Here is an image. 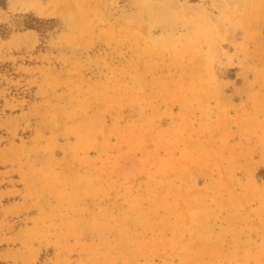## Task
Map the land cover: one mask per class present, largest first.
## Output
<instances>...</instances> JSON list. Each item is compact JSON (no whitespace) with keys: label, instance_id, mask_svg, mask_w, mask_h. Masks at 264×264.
I'll return each mask as SVG.
<instances>
[{"label":"rangeland","instance_id":"rangeland-1","mask_svg":"<svg viewBox=\"0 0 264 264\" xmlns=\"http://www.w3.org/2000/svg\"><path fill=\"white\" fill-rule=\"evenodd\" d=\"M0 2V264H264V0Z\"/></svg>","mask_w":264,"mask_h":264},{"label":"trees","instance_id":"trees-1","mask_svg":"<svg viewBox=\"0 0 264 264\" xmlns=\"http://www.w3.org/2000/svg\"><path fill=\"white\" fill-rule=\"evenodd\" d=\"M189 1H196V0H189ZM0 6L4 8V5L0 2ZM17 17L19 18V27L21 29H31L36 30L40 33V26L43 23L52 22V20H42L35 16L33 13H25V14H18ZM10 35V29L7 27L6 24H0V39H7Z\"/></svg>","mask_w":264,"mask_h":264}]
</instances>
